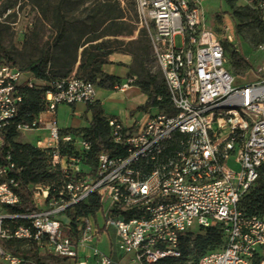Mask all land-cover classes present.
<instances>
[{
	"label": "built area",
	"instance_id": "2783aa9c",
	"mask_svg": "<svg viewBox=\"0 0 264 264\" xmlns=\"http://www.w3.org/2000/svg\"><path fill=\"white\" fill-rule=\"evenodd\" d=\"M135 1L141 27L153 30L150 46L168 104L139 125L109 118L112 141L124 152L101 153L94 168L83 162L88 142L62 155L61 144L71 139L61 136L55 114L59 105L95 102V85L75 74L43 81L0 62V239L34 244L71 264H116L98 246L107 234L119 254L139 264H159L181 257L183 236L213 229L223 236V245L197 264H264V217L240 208L264 163V60L250 81L228 72L224 43H234V31L223 18L225 35L216 36L206 21L208 0ZM21 88L40 96L41 111L28 125L15 121ZM226 102L244 104L248 119L237 113L215 116L214 108ZM13 127L18 133H47L37 149L53 176L51 183L28 185L35 209L24 215L6 211L20 203L18 170L4 154ZM242 138L250 139L249 148H242ZM92 195L101 209L82 218L72 238L66 231L68 213ZM19 219L27 225L6 226ZM0 257L22 264L2 249Z\"/></svg>",
	"mask_w": 264,
	"mask_h": 264
},
{
	"label": "rangeland",
	"instance_id": "374dc122",
	"mask_svg": "<svg viewBox=\"0 0 264 264\" xmlns=\"http://www.w3.org/2000/svg\"><path fill=\"white\" fill-rule=\"evenodd\" d=\"M207 7V25L212 26L218 38L225 35L223 18L234 31V43H224L226 69L233 76L252 80L254 70L264 60V0H234L232 7L225 0H208ZM239 17H243V21ZM237 25L239 35L236 34ZM152 31L151 27L149 30L141 27L135 0H0L1 44L22 69L40 56L47 42L52 78L76 75L88 40L93 41L88 50L97 47V54L109 53L105 61L114 54L129 56L132 82L149 75L161 76L150 46ZM181 44L180 36H176L174 46L179 48ZM18 134L16 142L37 148L41 133L31 130ZM201 233L202 236L206 234ZM222 245L206 252L217 251ZM0 249L19 256L22 264H71L48 250L11 238L0 239ZM193 262L189 258L182 264ZM0 264H7L2 257Z\"/></svg>",
	"mask_w": 264,
	"mask_h": 264
},
{
	"label": "trees",
	"instance_id": "16d2710c",
	"mask_svg": "<svg viewBox=\"0 0 264 264\" xmlns=\"http://www.w3.org/2000/svg\"><path fill=\"white\" fill-rule=\"evenodd\" d=\"M229 6H233L234 0H225ZM59 6V4H58ZM243 21V17H239ZM264 34V24H262ZM236 34H240V27L236 26ZM114 35H117L115 33ZM92 40H88L82 51V58L78 66L76 75L98 88L115 90L121 86V80L118 78L103 74L101 67L107 61L104 58L109 55H99L96 52L97 47H88L92 45ZM264 42V39L262 40ZM262 42L260 44H262ZM259 44V45H260ZM40 56L29 61L23 68H19L24 72H30L36 79L43 81H51L59 78H52L53 72L49 70L51 64L50 47L45 42L41 48ZM246 64L248 62L243 59ZM0 62L10 66H17V62L12 58L10 52L0 42ZM140 90L148 96L145 106L142 108L162 109L168 104L167 91L163 78L160 75L146 76L143 80L133 82ZM21 102L17 107V116L15 117L16 124H30L41 111L40 96L36 90L21 88ZM161 98L158 100V98ZM88 111L91 112V120L89 127L83 131V141L90 145L89 151L84 155L83 162L85 165L94 168L97 163V157L101 153L111 155H121L124 149L115 144L110 136V128L108 119L104 115L102 106L99 103L93 102L87 104ZM19 136L15 127L10 128L4 140V154L9 153L12 161L15 164V169L18 172L15 176L20 184V203L17 206L7 207L6 211L10 214L24 215L34 211V205L31 198L28 185L38 183H51L53 176L49 174L44 165V152L34 148L29 144H22L15 141ZM62 155L74 154V148L69 143L61 144ZM241 210L248 216L264 217V163L259 168V176L251 190L244 196L240 202ZM101 209V204L96 195H92L86 203L78 205L74 212H69L68 217L71 219L70 226L66 229L67 234L72 238L76 237L78 225L81 219L87 216L95 217ZM27 225V221L8 220L6 226L13 230L15 227ZM223 237L220 233L211 229L205 235L200 233L193 235H185L181 238L180 249L181 257L179 259L163 260L159 264H182L189 258L194 260L193 264H197L198 260L206 255V251L214 250L216 246H221ZM20 242V241H17ZM34 245V244H33ZM208 254V253H207Z\"/></svg>",
	"mask_w": 264,
	"mask_h": 264
},
{
	"label": "crops",
	"instance_id": "0c3cea01",
	"mask_svg": "<svg viewBox=\"0 0 264 264\" xmlns=\"http://www.w3.org/2000/svg\"><path fill=\"white\" fill-rule=\"evenodd\" d=\"M131 63L132 59L124 54L108 56L107 62L102 65V73L118 78L121 80V86H127L123 88L119 86L115 90L96 87L95 102L102 106L105 117L116 118L128 125H132L134 122L139 125L144 122L148 114L157 111V108L142 109L148 96L133 84V76H130ZM43 117H46L45 114ZM55 119L60 128L61 136L71 139L69 144L73 146L74 150H81L80 143L84 140L82 138L83 131L89 127L91 120V112L88 111L87 104L59 105ZM38 132L41 133L39 140L47 136L45 131ZM81 168L86 170L85 166H81ZM110 241V235L103 234L98 246L103 252L109 254L116 261V264H139L131 256L121 255L115 251Z\"/></svg>",
	"mask_w": 264,
	"mask_h": 264
},
{
	"label": "bare ground",
	"instance_id": "6f19581e",
	"mask_svg": "<svg viewBox=\"0 0 264 264\" xmlns=\"http://www.w3.org/2000/svg\"><path fill=\"white\" fill-rule=\"evenodd\" d=\"M227 113H237V115H241V119H248V112H244V104L238 102H226L214 108L215 116H223ZM249 146L250 139L242 138V148H249Z\"/></svg>",
	"mask_w": 264,
	"mask_h": 264
}]
</instances>
